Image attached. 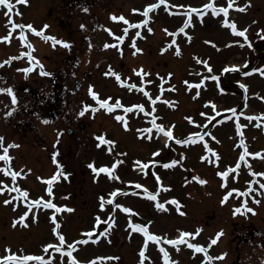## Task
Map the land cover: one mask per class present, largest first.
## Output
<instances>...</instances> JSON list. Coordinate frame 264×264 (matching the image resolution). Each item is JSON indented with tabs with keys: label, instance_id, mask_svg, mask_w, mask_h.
<instances>
[{
	"label": "rangeland",
	"instance_id": "obj_1",
	"mask_svg": "<svg viewBox=\"0 0 264 264\" xmlns=\"http://www.w3.org/2000/svg\"><path fill=\"white\" fill-rule=\"evenodd\" d=\"M16 2V5H18V0H14ZM68 0H30L29 3L32 7V9H29L33 15V18L38 20L39 29L43 32H52V34L56 35L57 37L60 35L63 37H70L72 40L63 39L64 41H67L70 43V47L68 49L53 46V48L46 44L45 41H42V44H39V47L35 49L37 53H35V58L40 62V64L43 65L44 71L51 73L52 75H43L40 76V74L37 76V81L35 80L36 75L27 74V73H21L20 70L17 68L10 66H5L2 73H0V76L2 79L0 80V85L2 82H6L5 86H2L0 88L7 89L6 86H10L11 88L20 86V80H25L26 78H29V76H32V81H36L39 84L44 83L41 88H38L40 94L49 95L51 92L53 94H58L62 89H65L64 94L66 96L72 97L70 100L67 99V101L62 105V109L58 111L59 117L58 121L56 122V125L58 127V130L60 129H67L72 128L74 125H79L80 127H77L75 130H73V134L71 135H65L63 137V145H64V151L61 154H58L56 156V160L63 165V172L65 175H61L56 181L55 185L52 186L53 188V195H50L49 199H51L55 204H58V206H66L69 204L71 207V210L67 212V215L64 217L66 221H63L60 225L59 231L64 236L67 235L69 231L68 222H71L73 224L72 229L78 230L79 228H86L90 225V222H92V218L96 215L95 211V197L92 198V193H90V185L89 183V177H84L85 171H87V166L90 164L92 158L95 159V157L99 156V152L95 150V147H108V144L101 143L97 137L98 136H105V138L109 141L114 142L115 144V151H121V154L124 155L126 153L125 150L129 151V148L127 147L130 145L131 142V132L128 133V131L122 130L120 123L117 121L112 120L110 117H107L105 115H98L94 114L91 115L90 113L84 112L83 115H81V111L84 109V105L87 104V102H91L90 99L87 96L86 93V86L87 84H90L89 81H85L79 73V70L90 72L92 68H94L96 65H98L100 68L98 69V72L100 69L105 65L108 64L111 61L113 62H119V53L121 51H116L113 48L105 47V44L111 43L110 37L107 35L106 32H104L105 28H108V25H112L116 27L115 31L117 33L120 32V29L122 26H124L126 23L120 20H113L111 17L112 15L120 16V15H126L128 12L129 16L133 17L137 14L138 11H134V9L141 10L145 8V4H142L143 2L147 0H90L92 4L85 3L82 0H74L77 8L74 7L71 8L67 5ZM149 1V0H148ZM155 1V0H154ZM175 3L184 4V7H190V6H196L198 8H202L205 4H207V1L210 0H171ZM215 3L217 2H223L226 3L225 0H213ZM236 3L239 4H249L248 8L245 12H238V13H232V15L237 16V22L241 21V24L244 22L248 24L249 21L247 19L250 16V19L253 20V12L256 10L257 6H259V10L257 14V18L261 21L264 17V11L263 8L260 6V3L255 4L257 0H234ZM228 2V1H227ZM85 6H84V5ZM83 5V6H82ZM87 9V10H85ZM249 9H251L249 11ZM26 9H23V11ZM120 11H123L120 13ZM127 15L125 18H127ZM261 15V17L259 16ZM219 19H216L214 21V16H208L203 17L201 20L200 16L194 18L195 26L193 29L195 32V35L193 33L192 40L188 42L187 39H182L180 41V58L176 57V54L172 51H162L160 48L161 45L165 44L168 40L162 39L160 36H157L158 44H155L154 41H146V54L145 59L144 57H141L143 63L145 64V69L149 70L151 73L152 79H161V78H169L170 82L172 84H176L178 88H181L182 90H185V88L180 84L182 81L181 76H185L187 79H193L197 77L198 79H204L206 77H211L209 74H207V70L205 67V63H202L201 61H208L210 64V68L212 67L211 71L215 73V75L218 73V69L221 68V64L217 66V64L214 62L212 58H210V53L213 49H215L212 46H216L215 43H209V39L206 40V38H216L218 40L226 38L227 32L224 31L223 28H221L218 32L216 31L218 29V25L223 23V20L225 18L218 16ZM158 23L156 26H161L163 30L158 29L157 35L162 34L164 35L166 31L165 29H168L172 25V22L168 19H161L158 18ZM199 20L203 21V25L206 26V28L209 30L206 32H203L202 29H200L198 26ZM233 21V20H232ZM23 23L25 25H28L30 23L29 21V15L25 16L23 18ZM37 24V25H38ZM45 25L47 27L45 28ZM79 25H83L87 32L86 42H88V46L84 45L81 50L78 51V45L83 44L82 41V35H78L75 31H77V28ZM102 26V27H101ZM180 26V25H178ZM176 27V28H175ZM177 26L170 27V29H177ZM215 32V33H214ZM0 33H5L4 28L1 30ZM208 33V34H207ZM207 34V35H205ZM215 34V35H214ZM202 35H205L202 37ZM196 37V38H195ZM256 38V36H249ZM247 37V40L244 38L239 39L237 41L238 43H242L243 45H246L249 48L248 41H253L252 38ZM61 38V37H60ZM160 44V45H159ZM76 49V53H74ZM110 49V50H109ZM6 53V54H5ZM9 53L6 52V50L3 51L4 57ZM226 51H221L218 56L224 57ZM82 54H90V65L89 67L84 66L82 63ZM204 56H208L209 58L205 59ZM212 57V56H211ZM129 58V57H128ZM130 65H135L136 61L133 58H129ZM33 67L35 68L36 64L35 61L31 63ZM30 65V66H31ZM37 70L40 71L39 65L37 66ZM178 67V68H177ZM209 69V67H208ZM74 74L71 73V71ZM1 71V70H0ZM95 71V70H92ZM17 73L16 78L14 77V73ZM70 74H72L70 76ZM185 74V75H184ZM234 74V73H232ZM229 81H234L236 76L229 75ZM91 78H97L101 80L102 78L99 76H93L88 75L87 80H91ZM10 80V82H8ZM213 84V89H216L215 81L211 80L209 82H205V87L208 88V85ZM66 84L67 86H64ZM181 85V86H180ZM224 87V85H222ZM79 87V89H77ZM104 89L99 90L102 92V94H115L113 97H120L122 94L114 93L112 87L104 86ZM235 85L231 84L230 89L234 88ZM72 90H74L72 92ZM76 90V91H75ZM106 91V92H105ZM17 97V103L20 101L18 100L19 96L21 97L23 94L14 92ZM100 94V95H102ZM124 94V93H123ZM122 94V95H123ZM53 95V96H54ZM43 96V95H42ZM186 104L185 107H191V108H182L180 109V112H184L188 115H191L192 112H196L198 108L202 107V105L205 102V99L202 101V103L194 102L193 100H197L195 97L192 96V99L189 94L183 95ZM210 97V96H205ZM183 98V100H184ZM219 99L217 96L213 97L214 99ZM203 99V98H202ZM222 100V98H220ZM32 98H26L22 103L21 106H26L25 110L27 112L30 111L29 109V103L31 102ZM182 100V101H183ZM87 101V102H86ZM211 101V99L209 100ZM239 99H226L225 103L227 105H230L232 103L239 104ZM92 103V102H91ZM182 103V102H181ZM16 104V103H15ZM12 102V97L7 92H0V129L5 128V135L8 139V144H15L19 147H12L14 151H12L13 156L10 166L13 167L14 171H18L21 173L27 172L28 178H26L24 181L20 182V188L22 191H29L33 190L36 194L37 192L41 193V185L38 184V181L41 177H45L47 175V180L50 179L58 170L59 165L58 163L53 161V154L48 153L47 149H44L45 146H48L49 144H52L54 142L55 133L56 131H53L51 125L46 126L43 122V119L47 115L42 116V120H40V117L38 118V115H35L33 126L31 125L29 130L24 133V137L22 140H16L15 137L12 134L11 129V122H12V115L16 112L17 107ZM200 104V107H199ZM187 105V106H186ZM12 106V107H10ZM160 106V105H159ZM231 106V105H230ZM14 110V111H13ZM11 112V115H8V113ZM51 111H48V114ZM180 115H183L180 114ZM179 114H175L177 120L179 121V124L181 127H183L186 124V121L183 117H180ZM179 116V117H177ZM69 118V119H68ZM28 119V118H27ZM80 120L81 122L78 124L76 120ZM172 119V118H170ZM193 122V121H191ZM190 123V122H189ZM188 123V124H189ZM42 124V126H41ZM198 126V124H196ZM186 126V125H185ZM205 125L201 123V127L203 129ZM189 129V128H187ZM184 131V130H183ZM121 137V138H119ZM183 137V136H182ZM226 139L228 140L230 136L225 135ZM15 139V140H14ZM129 140L127 143L124 140ZM19 141V142H17ZM197 141V138L194 137L192 144ZM18 143H21L20 145ZM258 143H264L263 137L261 140L258 141ZM68 145L70 146L68 149ZM100 145V146H98ZM112 145V144H111ZM109 145V146H111ZM257 146V147H262ZM256 147V146H255ZM42 149V150H41ZM44 149V150H43ZM50 154V156L48 155ZM109 156H111V153H108ZM131 156V152L129 151V157ZM169 154H166L165 158H168ZM99 158V157H98ZM178 160H182V158L177 157ZM186 160L184 164L187 165V161L189 160V164L193 166H189L190 171L194 175L195 179L191 181V183L188 184L189 188V196H192V193L194 195V198H190L185 200V198H178L179 203L181 204L182 213L185 214V212H188V218L184 217L179 219L180 226L188 227L191 226V222L194 221L198 216L204 217L205 219L208 218L210 215H216L218 216L219 212L221 211L222 216L224 217L226 215V211L229 210L230 206H222L220 203V199L218 198V192H215V189L212 187L211 195L207 196L202 195V184L201 181H203L200 177L197 176V172L199 171L198 166L196 165L198 157H185ZM53 164L55 167H53ZM209 172H212L211 168H207ZM182 170H180V176L182 174ZM73 173L74 175L72 178H68V175H71L69 173ZM207 172V173H209ZM1 174V172H0ZM171 175V174H170ZM186 176V175H185ZM184 177V176H183ZM175 178V177H174ZM111 178H106L105 183H111ZM48 185V184H47ZM19 186V184H18ZM49 187V185H48ZM199 188L200 190H197ZM194 190H197L194 192ZM32 192V191H30ZM29 192V193H30ZM184 199V200H183ZM66 207L63 208V210L66 209ZM112 204L107 205L106 210L108 209L109 212H111ZM179 208V210L181 209ZM54 212L51 211L50 213H55L56 217L62 216L63 212ZM175 215V214H174ZM166 217V215H163ZM184 216V215H182ZM114 221H117V226L121 227L126 223L124 217L122 215H114ZM173 220H166L158 222L157 224H154L153 227L155 230H162L163 228H168V226L176 227V223ZM220 222V221H219ZM227 224H234L236 227H242L243 225H255V227H259L262 231L264 230V200H262V203H259L256 208V213L252 216L250 215L248 219L244 220V223H242L241 220L237 219H231L230 216H228V219L226 220ZM12 225V222H9V219L6 223V227L13 232L14 230L9 227V225ZM169 227L166 232L174 233L175 229ZM199 227V226H198ZM200 228V227H199ZM1 229V227H0ZM20 229H18L19 231ZM199 234L206 235L207 230L206 229H199ZM17 231V232H18ZM178 231V228H177ZM16 232V231H14ZM55 232V231H54ZM53 234V233H52ZM45 236H50L48 232L46 234H43ZM56 239L59 237L55 234H53ZM138 235L136 231H133V229L128 226L123 231L118 230L117 236L115 235L114 238L117 239V242L119 243L120 239H123L125 237L127 239V242L123 241L120 244L121 251L125 253V255L129 258V261L131 264H135V251L139 252L142 250L140 247V243H136L134 241V238ZM264 235V234H263ZM262 235V238H263ZM26 237V231L21 230L18 234V239L22 240ZM142 238V237H141ZM261 238V234L259 232L256 233V236L254 235L250 236L249 239L256 243ZM134 241V243H130L129 240ZM248 239V240H249ZM264 239V238H263ZM129 242V243H128ZM139 242V240H138ZM136 245V246H135ZM259 245V244H257ZM135 246V248H133ZM248 249V248H247ZM252 248H249V252ZM254 251V250H252ZM81 255H83V251H80ZM90 254L87 255L86 258H88L90 255L96 254L93 251L89 252ZM121 263L128 264L125 258H121ZM58 262V261H57ZM65 258L60 255L59 257V264H64Z\"/></svg>",
	"mask_w": 264,
	"mask_h": 264
},
{
	"label": "snow or ice",
	"instance_id": "obj_2",
	"mask_svg": "<svg viewBox=\"0 0 264 264\" xmlns=\"http://www.w3.org/2000/svg\"><path fill=\"white\" fill-rule=\"evenodd\" d=\"M24 2H26V0H24ZM167 3V0H159V4H149L147 5V7L144 9V16L145 17H148L149 15V11L153 10V9H156L160 6V4H166ZM234 3V0H229V4H228V7H217L214 3H208V4H205L203 7L205 10L207 9H211L213 14L214 15H217L219 16L220 13H223L225 15V17H227L228 15V10H229V7H232ZM249 3H250V0H249ZM2 5H6L7 6V9H8V12L11 13L13 11V3L11 2V0H0V6ZM87 10V9H85ZM240 10H246V6L245 7H242L240 8ZM134 11H138L136 9H134ZM192 13H197L201 20L203 19V16L205 15V12H201L198 8H195V7H192L190 11H188L187 13H185V15L187 16V19L185 20L184 22V25L179 29V32L181 33H184L185 35H187V33L185 32V29L189 26V24L191 23V18H192ZM114 21L115 20H120V21H125L126 24H128V27H139L140 25L139 24H131L129 23L128 21H126L125 17L123 15H120V16H116V15H112L111 17ZM13 23V27L14 29L15 28H19V29H30L33 33H36L37 35L41 36L42 38H44L45 40H51L53 42V46H55L57 43L65 46V47H70L71 45L66 42V41H63V40H57L56 37L54 36H47L45 35V33L41 30V31H38L35 27H33L31 24H28V25H24V24H19V23H15L14 21L11 22ZM141 23L143 24H147V20L145 21H142ZM223 25L225 26H230L231 28V31L234 33V34H237L241 37H244L245 40H247V29H244V30H238L237 29V26L235 24V22H232L230 23L229 20L227 18H225L223 20ZM47 27V25H45V28ZM81 27H84L83 25ZM102 27V26H101ZM151 31V29H149ZM107 31H109L113 36H115L116 34L115 33H112V30L111 29H107ZM165 31H167V29H165ZM127 32H128V28H125L124 29V35L123 36H119L117 37V39L122 42L124 39H125V36L127 35ZM261 34L264 35V29L260 30ZM140 33L137 32V36H139ZM10 36H11V33L9 34L8 37H0V40H8L10 42ZM19 37L20 39L24 42V43H27V46L29 49H32L33 46L30 42L27 41V38H26V35H25V32L24 31H21L19 33ZM209 43H212V42H209ZM249 43V46H251V41H248ZM172 44H175V41H172ZM109 46H113V45H109V44H105V47H109ZM133 47H135V40H133V44H132ZM171 46V45H169ZM137 51H140V49H136ZM179 48H177V53L179 54ZM25 55L28 56V58L32 61H35V64L36 65H39L40 69H41V74L43 75H52L51 73H48L46 71H44L43 69V65L40 64V62L38 60H36L35 57L32 56L31 52H28V53H25ZM12 59H16V57H13ZM202 63H207L206 61H201ZM4 63H11V60H8V61H5ZM231 67V70L232 71H236L238 66L236 65H233V66H230ZM33 70V67H28V68H25L23 69V71H25L26 73L27 72H31ZM209 71H211V68L209 66ZM229 69H224V71H228ZM251 72H259L261 75H264V68H254L251 70ZM112 75H115L116 76V79L121 83V84H124V81L120 78V76L118 74H115V73H110ZM141 74H144V73H141ZM251 74L250 72H245L244 75H249ZM163 79V78H161ZM204 79H213V80H218V77L217 76H211V77H206ZM204 79H202L199 84L195 85L196 87H199L200 84H203L204 83ZM186 84H188L189 82L188 81H185ZM242 87H244L246 89V85H241ZM130 87H136L135 85H130ZM90 91V94L92 95L93 98H95L98 103L100 105H102L104 108H106L108 111H112L113 109L115 108H125V105L122 104L119 100H117L116 102L114 103H109V99H101L98 95V93H96L94 90H92V88L90 87L89 89ZM164 91V88H163V85H161V94L163 93ZM224 90L221 88V92H223ZM0 92H7L8 94L11 95L12 97V102L13 104L17 103V97L13 91L12 88H7V89H4V88H0ZM146 95L149 96V99L151 100L152 97L150 96V94L146 93ZM197 96L200 95L199 92L196 93ZM161 99V96H157L155 98V100H160ZM155 104V101H153V105ZM93 106L92 105H88V104H85L84 105V109L83 111H81V115L84 114V111H87L88 109L92 108ZM133 108H138L140 109L141 111L144 110V105L142 104H136V105H132L130 107H127V111L128 112H132L133 111ZM14 111V110H13ZM231 111H235V109H232ZM12 113L9 112L8 115H11ZM116 119L119 120V121H123L124 122V127L127 128L128 127V123H127V118L123 115H117L116 116ZM189 119L191 120V117H189ZM251 119V117H250ZM47 122V121H45ZM152 125L158 129L160 132H165V128L162 124H159L157 123L156 119H153L151 121ZM174 127V126H173ZM240 124L239 122H237V129L239 130L240 128ZM146 131L148 133H151L152 132V128H147V129H144L143 131H141V135H143V132ZM166 135L170 138L173 137V132L172 131H167L166 132ZM196 135H199V134H192L191 136H189L187 139H179L177 140V143H180V144H184V143H190L193 141L194 137ZM209 135H211L209 133ZM149 139L151 138V136L148 137ZM97 139L103 143V144H108V145H111L113 144L114 142L112 141H109L105 138V136L101 135V136H98ZM59 141H57L58 143ZM240 143L243 145L244 144V141L243 139L240 141ZM100 146V145H98ZM11 147H19L18 145H15L14 143L13 144H10V145H7L5 146L4 145V137H0V149H3V153L0 154V161H4L5 164H6V167L3 168L2 170L7 173L8 175H10L12 178H13V184H15V177L19 176L20 173L19 172H15V171H9V167L7 165H10V162L12 160V157L8 154V149L11 148ZM110 152L112 151V148L109 147L108 149ZM209 151H211L209 149ZM158 154V153H157ZM58 155V152L54 153L53 154V161L58 163L59 162L56 160V156ZM246 155H256V156H261L262 154L261 153H255V154H251V153H248L247 151V147L245 146L244 148V152L242 153V155L240 156V160H244L245 156ZM123 163L122 160H119L117 159L115 161V163L111 166V167H108V166H101V167H96L95 166V163L93 162V164H91L90 166L93 167V170L97 173H107L109 174L110 177H113V178H119L117 176H115V172H114V169L119 165ZM177 163V161L173 160L171 161V164L172 165H175ZM165 167H168L169 165L165 164L164 165ZM144 168H147L148 165L147 164H144L143 165ZM239 168V165H237V169ZM231 169H229L230 171ZM255 175V173H253ZM61 175H65V173L63 172V165H59V168L57 170V172L50 178L47 180V184L49 185V187L47 188V192L50 194V195H53L54 196V193H53V188H52V185H53V182L56 181ZM219 175H221L222 177H227L228 176V172L227 171H222L219 173ZM43 179V178H42ZM205 181H201V183H204ZM0 183H3V182H0ZM8 187V185H5L4 187H0V193H3L6 191V188ZM137 187H143V185H137ZM13 191L15 192H20L21 195L27 200L28 196H29V192L28 191H22L19 187H14L12 189ZM119 191V190H117ZM232 191H237L235 189H233ZM117 194V192H112L111 193V196L115 197ZM231 192L227 193L224 200H222V203L226 202L227 201V198L228 196H231ZM148 195L150 196L151 199H153L154 201H157L156 203V207L159 208V209H163L164 208V204L160 203L158 200H157V195L158 194H152V193H148ZM101 204H100V208L103 209L105 207V200H104V197H101ZM12 201L11 200H5L4 203L5 204H8V203H11ZM172 203H176L178 204L179 202L176 201L175 199L172 200ZM247 202L245 201V206H246ZM43 206L44 209H55L56 212H61L63 210L64 207L66 206H58L57 204L53 203V201L51 199H44L43 197L39 198V199H33L31 200V202L28 204V210L25 211L23 213V215H21L19 217V221H25V218L29 216V213L33 210V206H36L37 208H39L40 206ZM117 208L121 207V205H116ZM71 210V209H69ZM242 207H236L235 208V212L234 214L236 213H241L242 212ZM248 211H253L251 208H248L247 209ZM123 211L126 212V213H131L133 210L129 207H124L123 208ZM51 219L52 221L55 223V227H54V231L56 233V235L59 237V241H60V244L56 245V250L57 251H63V244L65 243V236L63 234H61V232L59 231L60 229V225L59 223H56L57 221V217L55 215V213L52 214L51 216ZM97 222L99 223L100 222V218L97 217ZM108 223L109 224H112L114 223V220L112 219V217L110 216L109 217V220H108ZM14 226H16L15 222H14ZM130 227L136 231H140L143 233L144 237H146V240L144 242V247L143 249L140 251V257H141V260H140V264H144V260H145V250L147 249L148 247V242L149 241H154L156 242L157 244L160 243L162 237L161 236H158V235H155L153 234L152 232L149 231L148 227L146 225H143V224H138V223H130ZM199 231L201 230H198L195 235H199ZM87 235L91 238V232L87 233ZM194 234L193 233H190V232H182L181 236L177 239H168L167 240V243L168 244H171V245H177L179 246L181 243H185L186 240L185 238L187 237H190V236H193ZM223 235V230H221L219 233H217V236L216 238H213L211 239V243L208 245V247H211V245H214L215 243L218 242V239L219 237ZM84 243H87V240L83 241ZM189 247L193 248L196 252H201V253H204L205 254V257L208 259V260H212V259H223L224 256L227 255V253H222L220 255V257H217V258H213L211 257L209 254H208V250H207V247L205 246H202L198 243H189L188 244ZM54 245L53 244H48L46 245L45 247V250L47 251V249H50V248H53ZM160 251L163 253V256H164V259H165V262L166 264H172V261L169 259V254L167 252V250L163 247L160 248ZM9 252L11 253V250L9 249ZM67 256L68 257H71V264H80V262L77 260V258L75 256L72 255V251H68L67 252ZM99 259H106L105 257H100ZM118 259V258H116ZM29 260H37V261H41L43 260V257L40 256V255H23V256H18L16 255L15 253H11L7 256H3V257H0V261L3 262V264H8V262L10 261H15V264H25L26 261H29ZM46 264V262H45ZM91 264H94V262H91Z\"/></svg>",
	"mask_w": 264,
	"mask_h": 264
}]
</instances>
